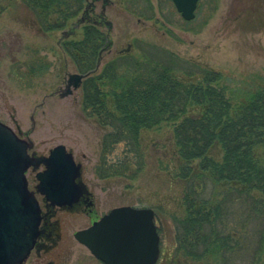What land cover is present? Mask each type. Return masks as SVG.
<instances>
[{
    "label": "rangeland",
    "instance_id": "1",
    "mask_svg": "<svg viewBox=\"0 0 264 264\" xmlns=\"http://www.w3.org/2000/svg\"><path fill=\"white\" fill-rule=\"evenodd\" d=\"M88 2L94 3L90 22L98 19L105 4L104 18L111 24L109 30L103 23L98 25L108 33L110 44L102 52L95 74L118 53L128 50L139 55L136 46L143 42L157 50L166 49L187 61L189 68L201 66L219 71L222 84L235 100L244 91L264 85V0H198L190 20L181 16L172 0H85L84 7ZM84 7L64 28L45 31L24 1L0 0V121L13 129L19 125L33 140L37 152L47 154L56 144H64L74 160L81 163L82 177L94 198L89 213L58 210L52 220L59 221L60 238L47 252H41L40 259L32 251L26 264H42L45 260L54 264H104L75 239L74 232L120 205L154 210L160 236L155 264H214L208 258L192 260L174 253L175 220L183 217L186 210L185 183L176 175L182 160L176 153L173 123L141 129L144 166L134 177L97 174L105 130L83 112L81 85L66 96L57 93L64 88L68 73H78L61 47V38L64 30L77 23ZM86 22H79L66 39L83 37ZM176 77L193 82L201 78L198 73L187 75L183 71H177ZM108 88L102 85L104 91ZM106 100L112 109L111 96L107 95ZM210 155L221 159L219 144L213 146ZM197 162L192 161L195 169ZM216 186L222 189L220 184ZM240 198L236 194L228 204V226L237 232L238 244L223 264H249L248 243L257 236L259 221L250 218Z\"/></svg>",
    "mask_w": 264,
    "mask_h": 264
},
{
    "label": "trees",
    "instance_id": "2",
    "mask_svg": "<svg viewBox=\"0 0 264 264\" xmlns=\"http://www.w3.org/2000/svg\"><path fill=\"white\" fill-rule=\"evenodd\" d=\"M22 1L45 31L64 28L85 2ZM98 25L86 22L83 37L61 41L77 71L87 73L81 82L82 110L105 130L97 174L134 177L144 166L141 129L173 123L176 153L182 160L176 175L185 183L186 210L175 220V255L223 264L238 244L237 232L228 226V204L237 194L250 218L259 221L257 236L248 243L249 264H264V85L244 91L235 100L219 71L189 68L187 61L166 49L143 42L136 46L139 55L127 50L118 53L95 74L99 52L110 44L108 33ZM177 71L198 73L201 78L183 81L176 77ZM216 144L222 149L220 160L210 155ZM195 159L196 169L192 166Z\"/></svg>",
    "mask_w": 264,
    "mask_h": 264
},
{
    "label": "water",
    "instance_id": "3",
    "mask_svg": "<svg viewBox=\"0 0 264 264\" xmlns=\"http://www.w3.org/2000/svg\"><path fill=\"white\" fill-rule=\"evenodd\" d=\"M172 1L185 20L194 18L198 0ZM85 76L68 73L58 95L70 94ZM22 133L19 125L13 129L0 121V264H23L35 245L41 220L35 191L58 205L70 203L78 189L88 192L81 180V163L75 162L64 144L37 154L33 140ZM40 165L43 169L37 170ZM30 166L37 170L35 191L28 188L25 174ZM74 237L104 264H155L160 253V236L150 207L115 206L76 230Z\"/></svg>",
    "mask_w": 264,
    "mask_h": 264
},
{
    "label": "flooded vegetation",
    "instance_id": "4",
    "mask_svg": "<svg viewBox=\"0 0 264 264\" xmlns=\"http://www.w3.org/2000/svg\"><path fill=\"white\" fill-rule=\"evenodd\" d=\"M103 1L105 3L107 0H103ZM104 5L105 4H103L102 6V10L105 8ZM93 10H94V3L91 2L86 3L84 7V12L82 14V19H84L87 22H90V16H91L90 13L93 12ZM97 17L98 19L92 20L91 22L98 24L101 21H104L105 19L104 13H101V11L99 14H97ZM27 172H26L27 173L26 176H28L27 177L28 185L29 182L31 183V185H29V188L35 191L36 184L38 182V179L36 177L37 171H34L31 168H29ZM81 180L85 182L82 176H81ZM85 190H87L88 192L86 193L78 189L76 196L70 201V203H63L60 205L51 204L45 198L44 195L38 192L35 193L41 208V221L39 225L40 234L37 236L35 247L32 249V251L35 252L37 259L41 258L42 256L41 252L43 253L47 252L55 244L56 239H59L61 236L58 229L59 221L56 219L52 220V217L55 215V213L58 210L69 211V212H78L80 210H83V212L86 213H89L91 210H93V206H94L93 192L88 188L87 184L85 185ZM31 253L27 257L25 264L29 260ZM42 264H54V262L52 260H45L44 263Z\"/></svg>",
    "mask_w": 264,
    "mask_h": 264
}]
</instances>
